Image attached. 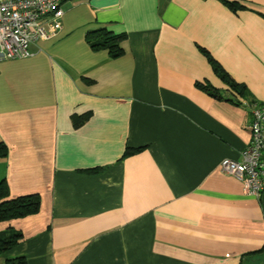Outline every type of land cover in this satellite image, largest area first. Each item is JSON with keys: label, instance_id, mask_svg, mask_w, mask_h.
<instances>
[{"label": "crops", "instance_id": "crops-1", "mask_svg": "<svg viewBox=\"0 0 264 264\" xmlns=\"http://www.w3.org/2000/svg\"><path fill=\"white\" fill-rule=\"evenodd\" d=\"M60 8L57 37L0 62V180L40 198L0 223L22 235L0 264H264V191L218 169L249 144L253 107L207 60L264 104V0ZM102 31L126 36L119 57L88 46Z\"/></svg>", "mask_w": 264, "mask_h": 264}, {"label": "built area", "instance_id": "built-area-1", "mask_svg": "<svg viewBox=\"0 0 264 264\" xmlns=\"http://www.w3.org/2000/svg\"><path fill=\"white\" fill-rule=\"evenodd\" d=\"M63 0H0V62L31 56L30 46L48 42L62 28ZM264 111L254 110L251 139L239 160L220 161L218 169L236 178L245 194L259 197L264 191Z\"/></svg>", "mask_w": 264, "mask_h": 264}, {"label": "trees", "instance_id": "trees-1", "mask_svg": "<svg viewBox=\"0 0 264 264\" xmlns=\"http://www.w3.org/2000/svg\"><path fill=\"white\" fill-rule=\"evenodd\" d=\"M228 8L232 12L241 10V7L234 3H227ZM126 39L125 35H113L111 33L102 31L96 35H92L87 38V44L92 50L105 49L109 52L112 58H117L122 54L120 43ZM207 60L212 68L214 74L221 80V82L232 92L236 97L245 100L250 106L253 107L251 114L254 110H263L264 104L257 103L252 100L248 94V91L244 85L235 83L223 69L209 56ZM203 91L210 96L220 98L217 91L208 89L207 87H200ZM75 123V121H74ZM264 128V124H263ZM7 149L4 144L0 143V160L6 158ZM264 160V157H263ZM96 170L89 171L88 173H95ZM40 198L38 195H26L19 197H11L8 191V187L4 180H0V223L8 222L20 218H24L30 215H34L39 211ZM22 235L18 232H8L0 234V253L5 252L21 240ZM6 264H25L22 259L8 261Z\"/></svg>", "mask_w": 264, "mask_h": 264}]
</instances>
